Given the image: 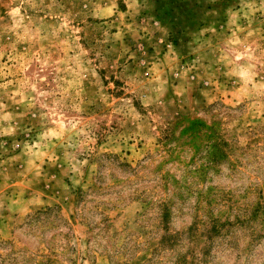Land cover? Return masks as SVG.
Here are the masks:
<instances>
[{"label":"rangeland","instance_id":"rangeland-1","mask_svg":"<svg viewBox=\"0 0 264 264\" xmlns=\"http://www.w3.org/2000/svg\"><path fill=\"white\" fill-rule=\"evenodd\" d=\"M0 264H264V0H0Z\"/></svg>","mask_w":264,"mask_h":264}]
</instances>
